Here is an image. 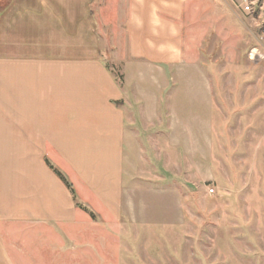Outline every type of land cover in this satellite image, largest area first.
Returning a JSON list of instances; mask_svg holds the SVG:
<instances>
[{
	"label": "rangeland",
	"instance_id": "obj_1",
	"mask_svg": "<svg viewBox=\"0 0 264 264\" xmlns=\"http://www.w3.org/2000/svg\"><path fill=\"white\" fill-rule=\"evenodd\" d=\"M79 1V45L94 41L142 109L113 218L48 154L86 209L61 264H264V60L248 58L264 55V0H186L173 22L180 60L159 66L128 55L133 0Z\"/></svg>",
	"mask_w": 264,
	"mask_h": 264
},
{
	"label": "crops",
	"instance_id": "obj_2",
	"mask_svg": "<svg viewBox=\"0 0 264 264\" xmlns=\"http://www.w3.org/2000/svg\"><path fill=\"white\" fill-rule=\"evenodd\" d=\"M185 2L133 0L129 57L179 61L173 22ZM79 6L0 0V264H61L64 243L80 240L82 210L48 169V154L58 156L80 200L111 218L119 210L140 94L114 82L93 40L79 45Z\"/></svg>",
	"mask_w": 264,
	"mask_h": 264
},
{
	"label": "trees",
	"instance_id": "obj_3",
	"mask_svg": "<svg viewBox=\"0 0 264 264\" xmlns=\"http://www.w3.org/2000/svg\"><path fill=\"white\" fill-rule=\"evenodd\" d=\"M47 166H48V168H49L51 171H53V173L57 176V178H58V179L63 183V185L67 188V190H68L69 193L71 194L72 200H73V201H76V196H75V194H74V190H73L71 184L67 181V179H66V178H65L60 172H58L57 170H55V169L53 168V166L50 165V164L48 163V161H47ZM76 207L79 208V209H81V210L86 211V209H85V208H82V206H81L80 204H76ZM89 214H90V217L92 218V217H93L92 214H91V213H89Z\"/></svg>",
	"mask_w": 264,
	"mask_h": 264
},
{
	"label": "built area",
	"instance_id": "obj_4",
	"mask_svg": "<svg viewBox=\"0 0 264 264\" xmlns=\"http://www.w3.org/2000/svg\"><path fill=\"white\" fill-rule=\"evenodd\" d=\"M245 11H249V7L246 5L244 7ZM263 35H264V31H263ZM248 58L251 62H261L262 60H264V55L261 54L259 51H257L256 49H253L249 52L248 54Z\"/></svg>",
	"mask_w": 264,
	"mask_h": 264
}]
</instances>
